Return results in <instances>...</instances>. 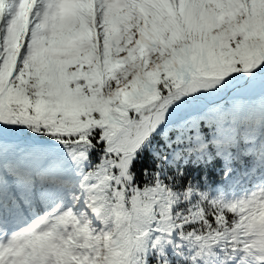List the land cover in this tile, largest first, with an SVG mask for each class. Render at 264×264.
<instances>
[{"label":"snow or ice","instance_id":"6c2138e0","mask_svg":"<svg viewBox=\"0 0 264 264\" xmlns=\"http://www.w3.org/2000/svg\"><path fill=\"white\" fill-rule=\"evenodd\" d=\"M0 264H264V0H0Z\"/></svg>","mask_w":264,"mask_h":264}]
</instances>
